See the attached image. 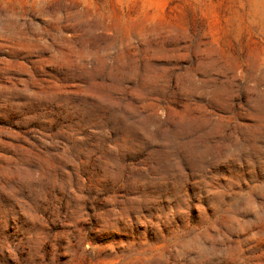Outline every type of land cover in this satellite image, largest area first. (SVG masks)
Masks as SVG:
<instances>
[{
  "label": "rangeland",
  "instance_id": "rangeland-1",
  "mask_svg": "<svg viewBox=\"0 0 264 264\" xmlns=\"http://www.w3.org/2000/svg\"><path fill=\"white\" fill-rule=\"evenodd\" d=\"M0 264H264V0H0Z\"/></svg>",
  "mask_w": 264,
  "mask_h": 264
}]
</instances>
